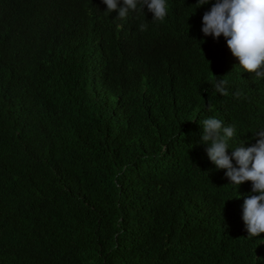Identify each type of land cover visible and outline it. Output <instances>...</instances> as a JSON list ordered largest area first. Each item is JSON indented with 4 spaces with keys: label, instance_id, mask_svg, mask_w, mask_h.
Returning a JSON list of instances; mask_svg holds the SVG:
<instances>
[{
    "label": "trees",
    "instance_id": "16d2710c",
    "mask_svg": "<svg viewBox=\"0 0 264 264\" xmlns=\"http://www.w3.org/2000/svg\"><path fill=\"white\" fill-rule=\"evenodd\" d=\"M167 3L161 23L0 0V264H264L242 220L252 184L210 161L200 124L234 126L229 155L254 145L264 79L203 34L215 0Z\"/></svg>",
    "mask_w": 264,
    "mask_h": 264
},
{
    "label": "clouds",
    "instance_id": "9594fccd",
    "mask_svg": "<svg viewBox=\"0 0 264 264\" xmlns=\"http://www.w3.org/2000/svg\"><path fill=\"white\" fill-rule=\"evenodd\" d=\"M210 0H197L200 6ZM107 13L118 11L117 20L126 19L130 12L153 14L152 21L163 22L168 15L167 0H102ZM118 28L122 27L117 25ZM147 24L139 25L145 31ZM202 32L205 36L218 39L223 36L231 54L239 61L238 66L253 73L255 80L264 79V0H215L209 11L202 17ZM216 91L229 95L226 86L228 80L212 82ZM237 99L243 93H233ZM209 105V110H211ZM202 143L210 161L217 169H225L226 177L237 186L250 181L251 192L242 205V220L248 238L259 237L264 233V130L255 132L256 143L250 147L237 146L229 155V141L235 135L232 125L224 126L223 121L215 117L204 119L201 123ZM235 161V165L233 164Z\"/></svg>",
    "mask_w": 264,
    "mask_h": 264
}]
</instances>
